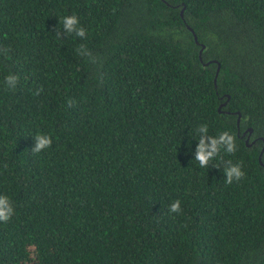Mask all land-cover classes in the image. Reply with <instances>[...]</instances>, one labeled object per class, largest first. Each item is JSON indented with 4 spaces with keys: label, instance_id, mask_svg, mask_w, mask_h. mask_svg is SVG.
Masks as SVG:
<instances>
[{
    "label": "trees",
    "instance_id": "trees-1",
    "mask_svg": "<svg viewBox=\"0 0 264 264\" xmlns=\"http://www.w3.org/2000/svg\"><path fill=\"white\" fill-rule=\"evenodd\" d=\"M0 195V264H264V0H0Z\"/></svg>",
    "mask_w": 264,
    "mask_h": 264
},
{
    "label": "clouds",
    "instance_id": "clouds-1",
    "mask_svg": "<svg viewBox=\"0 0 264 264\" xmlns=\"http://www.w3.org/2000/svg\"><path fill=\"white\" fill-rule=\"evenodd\" d=\"M63 25V34H75L77 37L85 38L86 30L79 26L80 22L76 15H67L60 21ZM57 37H61V29L57 27L56 29ZM79 54L81 56L88 57L92 62H95L96 58L92 56L91 52L86 48L85 45H80ZM5 54L7 50H4ZM18 82V77L16 75H8L5 77V83L10 88L15 89ZM41 89H37L36 95L40 94ZM71 107L73 102L68 101ZM199 144L196 146L195 160L198 162L199 166L206 168L209 166V162L217 157L221 149L229 154H234L237 150V145L235 142V137L228 131L219 133L217 136H205L203 134L208 132L207 125H201L198 128ZM35 146L31 149L33 152H40L51 146L52 139L49 135L38 134L35 137ZM224 174L226 176L225 183L232 184L233 181H240L244 178L245 173L242 169L241 162L233 163L232 160H227L224 165ZM169 211L171 213H179L181 211V201L175 200L169 206ZM14 213V209L9 198L5 195H0V222H8Z\"/></svg>",
    "mask_w": 264,
    "mask_h": 264
},
{
    "label": "water",
    "instance_id": "water-1",
    "mask_svg": "<svg viewBox=\"0 0 264 264\" xmlns=\"http://www.w3.org/2000/svg\"><path fill=\"white\" fill-rule=\"evenodd\" d=\"M189 28L194 32V29H193L191 26H189ZM194 37H195V40L199 43V41H198V36H197V34H196L195 32H194ZM203 49H204V45H202L201 53H202ZM219 70H220V64H219V67H218V72H217V75H216V79H217V76H218ZM239 120H240V118H239ZM245 133H246V132H245ZM248 140H249V138H248ZM248 140H247V141H248ZM248 144H249V143H248Z\"/></svg>",
    "mask_w": 264,
    "mask_h": 264
}]
</instances>
